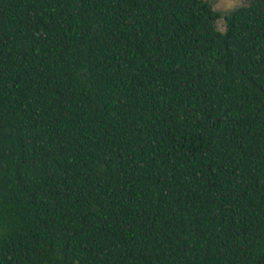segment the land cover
<instances>
[{"label":"trees","instance_id":"1","mask_svg":"<svg viewBox=\"0 0 264 264\" xmlns=\"http://www.w3.org/2000/svg\"><path fill=\"white\" fill-rule=\"evenodd\" d=\"M0 0V264H264V0Z\"/></svg>","mask_w":264,"mask_h":264},{"label":"rangeland","instance_id":"2","mask_svg":"<svg viewBox=\"0 0 264 264\" xmlns=\"http://www.w3.org/2000/svg\"><path fill=\"white\" fill-rule=\"evenodd\" d=\"M213 7L218 10L222 17L219 18L217 22V28L220 31H224L225 29V21L224 16L230 13L233 9L237 8L238 6L247 4V0H209Z\"/></svg>","mask_w":264,"mask_h":264}]
</instances>
